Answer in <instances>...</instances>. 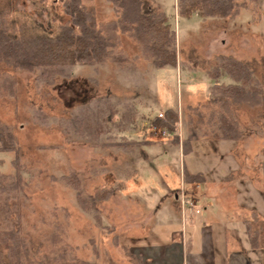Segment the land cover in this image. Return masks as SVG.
Listing matches in <instances>:
<instances>
[{"label": "rangeland", "instance_id": "obj_1", "mask_svg": "<svg viewBox=\"0 0 264 264\" xmlns=\"http://www.w3.org/2000/svg\"><path fill=\"white\" fill-rule=\"evenodd\" d=\"M82 1L95 10L99 23L115 18L109 1ZM157 1L172 15L176 66H155L137 42L121 34L125 58L119 62L66 66L64 75L51 82L37 73L11 71L17 95L0 98V120L14 126L21 148L25 185L19 193V221L24 240L39 247L30 256L37 264H44L43 253L54 251L64 253L68 264H77L69 262L72 256L119 264L123 249L135 251L131 246L137 244L133 236H141L139 225L151 223L149 211L179 207L174 196L180 187L195 203L198 182H183L184 167L201 172L209 182L207 191L226 197L231 206L260 205L246 186L264 195V135L258 134L264 102L230 111L244 130L238 141L212 136L207 119L217 107L209 101L213 80L208 72L217 64L222 38L241 54L232 57L248 65L264 87V0H257L253 11L241 9L234 20L204 22L196 11L178 15L175 0ZM0 8L9 10L22 35H55L67 20L61 0H0ZM152 10L161 12L157 6ZM249 21L251 29L244 26ZM219 81L231 82L225 74ZM166 109L177 113L173 132L154 122ZM197 111L202 115L198 130L207 133L192 140L191 151L183 154L181 143L198 120ZM12 158L11 152H0L1 172H14ZM65 176L76 180L79 191ZM77 192L90 208L81 207ZM144 200L146 206L139 209L137 203ZM261 219L256 217L253 226L259 227Z\"/></svg>", "mask_w": 264, "mask_h": 264}, {"label": "trees", "instance_id": "obj_2", "mask_svg": "<svg viewBox=\"0 0 264 264\" xmlns=\"http://www.w3.org/2000/svg\"><path fill=\"white\" fill-rule=\"evenodd\" d=\"M107 1L112 4L115 18L99 23L95 10L82 0H61L67 20L60 25V30L55 35L19 34L18 27L8 16L9 10L0 8V98H14L17 95V82L11 71L37 73L38 78L51 82L56 76L64 75L66 66H93L109 60L119 62L125 58L121 34L137 42L143 55L151 59L155 66L178 64L176 33L164 12L152 10L148 0ZM248 1L252 2L254 8L250 7ZM256 2L257 0H176V5L181 16H189L196 11L201 17L234 18L243 8L253 11ZM216 59V66L208 75L213 80L209 87V101L217 107L211 111L207 125L212 127V136L221 140L238 141L244 136V130L230 111L242 104L261 105L264 102V87L245 63L226 55H217ZM224 74L231 82L219 81ZM197 112L198 120L193 121L188 135L182 140L183 154L191 151L192 140L200 135L206 136L207 132L201 133L198 130L202 115ZM176 119V111L166 109L154 122L173 132ZM258 134L264 135V126L258 128ZM2 151L13 154L11 165L14 172L0 171V264H37L30 256L36 254L39 247H32L31 241L27 243L24 240L19 221V193L25 185L20 173L21 148L14 126L0 120V152ZM182 174L186 184L204 180L201 172L189 173L185 167ZM70 177L63 178L79 191V187L73 184L76 180H71ZM77 193L81 207L90 208ZM255 219L256 216H253L251 220L245 221L248 240L253 249H264V219L259 227L253 226L252 221L257 222ZM124 251L128 256H134L128 249ZM56 253H41L45 256L44 264H68L64 253ZM71 261L90 264L79 261L74 256L69 260Z\"/></svg>", "mask_w": 264, "mask_h": 264}, {"label": "crops", "instance_id": "obj_3", "mask_svg": "<svg viewBox=\"0 0 264 264\" xmlns=\"http://www.w3.org/2000/svg\"><path fill=\"white\" fill-rule=\"evenodd\" d=\"M148 1H150V8L159 7L160 11L167 15L169 23L173 24L172 15L163 10L161 3L157 0ZM174 7L178 14L176 0ZM209 18L211 17H201L203 22ZM250 22L253 21L245 23L244 26L253 28ZM222 29V32H226L224 28ZM220 46L221 50L215 54L241 57L235 48H228L225 45L223 38ZM248 48L247 46L246 49ZM251 165L252 161H249V166ZM208 183L205 178L197 183L196 201L191 208L183 205L182 194L185 198L189 195L180 187V191L176 193L178 197L174 196L176 200H179V207L171 208L167 205L160 207L157 212L149 211L148 221L151 223L146 221L147 223L139 225L141 232L138 235L141 236L138 238L133 236L134 243L137 244L131 246L135 251L133 249L129 251L134 256L126 255L123 249V255L118 256L119 264H264V250L263 248L253 249L250 246L245 224V221L253 216L264 219V195L262 196L261 192L256 195V190L251 185H247V194L251 199L260 201L259 207L231 206L230 202L226 203L224 200L226 197L217 195L214 191H207ZM186 185L185 189L189 190ZM145 203L147 204L145 200L143 204L137 203V207H145ZM90 263L99 264L97 261Z\"/></svg>", "mask_w": 264, "mask_h": 264}, {"label": "built area", "instance_id": "obj_4", "mask_svg": "<svg viewBox=\"0 0 264 264\" xmlns=\"http://www.w3.org/2000/svg\"><path fill=\"white\" fill-rule=\"evenodd\" d=\"M181 199H182L183 205L188 206L189 208H191L193 206L192 200L186 199L183 194H182Z\"/></svg>", "mask_w": 264, "mask_h": 264}]
</instances>
